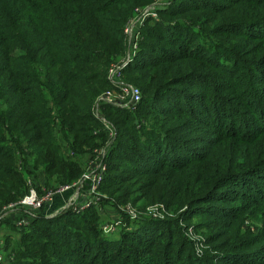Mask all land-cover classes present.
<instances>
[{
  "label": "trees",
  "instance_id": "1",
  "mask_svg": "<svg viewBox=\"0 0 264 264\" xmlns=\"http://www.w3.org/2000/svg\"><path fill=\"white\" fill-rule=\"evenodd\" d=\"M153 1L0 0V217L24 197L16 151L29 148L60 187L82 177L77 157L109 143L99 207L53 219L43 208L22 228L0 220L11 230L0 264H264V0H172L158 10L125 73L142 92L138 110L101 105L113 139L94 107L125 57V24ZM128 204L175 215L130 221ZM106 207L122 221L117 244L102 236ZM184 213L215 218L202 258L181 233ZM247 220L257 233H243Z\"/></svg>",
  "mask_w": 264,
  "mask_h": 264
},
{
  "label": "built area",
  "instance_id": "2",
  "mask_svg": "<svg viewBox=\"0 0 264 264\" xmlns=\"http://www.w3.org/2000/svg\"><path fill=\"white\" fill-rule=\"evenodd\" d=\"M167 7H169L167 3L164 4V2H159L151 6L152 10H149L147 12H144V10L142 9H137L135 11L134 19H132L125 28L127 31V34H125V57L121 61L114 63L110 67L108 71V81L111 85V89L103 93L97 99L94 107V116L105 124L106 128L110 132L111 137H114L115 129L102 115L101 105H108L112 106L115 109L130 112H135L136 110H138L143 100L142 92L137 86L126 81L125 73L130 65L137 59V55L139 53L137 46H139V41L141 40V29L144 27L145 23L148 20H158V10H163ZM134 32V37H132L131 34H133ZM129 40H131L132 42ZM107 154L108 153L106 149L94 151V156L86 166L87 170L82 179L72 186H66L57 190V195H59L81 183L80 189L78 190V194L75 196V198L66 208L59 211L56 215H58L63 210L74 209V211L80 212L87 208H90L92 205H97V207H99L98 205L100 204L101 200L105 198V196H103L99 192V189L107 170V165L105 163ZM86 188L87 191L85 192L84 190ZM53 195L54 193L52 191H42V193H39L38 190L34 191L32 189L29 195L23 197L19 202L5 207L0 220H9L10 218L14 217V222L17 227L22 228L28 226L30 221L36 218L38 211H42L43 208L46 209L51 205V203L53 202ZM80 200L84 201L85 203L79 204L78 202ZM151 212L161 213V210H149L148 217L153 219H165V216H153L151 215ZM20 213L27 214V217L20 218ZM122 213L130 216V221H138L142 218L138 212L133 215L126 206L123 207ZM108 222L110 223L111 228L115 230L113 232H108L107 234L115 233L118 229H120V226L122 225L121 219H118L114 222ZM103 232L106 233L107 231L103 229Z\"/></svg>",
  "mask_w": 264,
  "mask_h": 264
},
{
  "label": "rangeland",
  "instance_id": "3",
  "mask_svg": "<svg viewBox=\"0 0 264 264\" xmlns=\"http://www.w3.org/2000/svg\"><path fill=\"white\" fill-rule=\"evenodd\" d=\"M171 1L172 0H154L151 4H149L147 6H144L143 8H141V7L136 8L134 10L133 16L127 21V23L125 24V26L123 28V38L125 39V34H127V31H126L125 28L128 25V23L132 19H134L135 11L137 9H142V10H144V12H147L149 10H152L151 6H153V5H155V4L159 3V2H164V4L167 3V5L170 6ZM164 9H166V8H164ZM134 34H135V32L133 34H131V36L134 37ZM129 41H131V40H129ZM140 41H139V46H137V49L139 51H140ZM125 53H126V44H124V54ZM138 56H139V53H138L137 57ZM115 137H116V133H115L114 137H111V138L114 139ZM55 140L60 146V153L63 154V150H64V148L66 149V146H64L61 143L60 135H58V136L56 135ZM109 142H110V140H109ZM108 144H107V146H105L103 148L107 149L108 148ZM30 154H31V150L26 147V153H19L18 151H16L14 153V155H13V157H14L13 164L17 168L23 169V172H22L23 177H22V179H23L24 182L26 181L25 182V187L23 189H19V192L24 191V194L22 196L25 197V196L29 195V193H30V191L32 189L34 191H37V190H40V191H52L54 193L53 198H52L53 199V202H52L53 205H54L55 201L58 200L57 201V207H60V206L61 207L58 208V209H52L53 206L51 207V205H50V206H48L45 209L44 213H45V216L47 215L46 218L53 219V218H55L54 215H56L62 209L66 208L70 204V202L75 198V196L78 194V190L80 189L81 183L78 184L77 186L71 188L70 190H67L64 193L59 194V195H57L58 194L57 190H59L60 188H63V187H66V186H72V185L78 183L82 179L83 175L85 174V172L87 170L86 166L89 164V161L91 160V158L94 155L85 156L86 159H81L80 157H77V158H79L81 160V162L83 164V167H84V170H85L83 172L82 177L79 180H77L76 182H74L73 184L57 187L56 179H55L57 173L56 172L52 173L53 176L50 177V175L48 174V172L46 170V166H44V165H37L36 166L34 158ZM81 155L84 156V154H81ZM25 168H26V170H25ZM48 177L51 178V182L49 183V186L47 185ZM22 196H20V197H22ZM141 204L145 205L146 202L143 201ZM126 207L133 215L136 212H138L141 217H148L149 216L148 215L149 210H156V209L161 210V213H159V212H151V215H153V216H165V217H166V215L170 216V217L175 215L173 212H170V211L168 212L166 210L165 206L161 205V204H156V205H153V206H149L145 210H140L139 209L140 206L137 207V206H134L132 204H128ZM105 209L107 211L100 212V215L103 217V220H104V222L106 224V225L104 224L103 227L102 226L101 227L107 231L106 233L104 232L102 234V236L107 238V240L110 243L117 244L121 240V234L118 232L119 229L113 234H107L108 232H113L115 230V229L113 230L111 228V225L108 222L109 215H110V211L109 210H111L113 208H105ZM162 210H164L165 212L162 211ZM63 211H66V210H63ZM184 211L185 210H183V212ZM185 216H187L186 213L181 214V215L178 216V219L180 220V225L179 226H180L181 233L183 232V236L185 238H187L188 240H190L194 244H196V249H195L196 252H195V254H197V256L199 258H202V257H204L205 253H207V251L210 250V246L208 244L207 237L212 234V232L210 231V222L213 221V217H211V216H200V215H196V216H192V217H189V216L185 217ZM105 217H107V218H105ZM117 218H118V216H117ZM117 218H112L109 221L110 222H114V221L118 220ZM237 218H239V215L235 219H237ZM242 218H244V217H242ZM224 220L227 221V222H233V220L228 219V218H226ZM214 221H215V218H214ZM116 223H119V222H116ZM235 227H236V225L234 226V228ZM242 229L241 230L243 231V233H245L244 231H247V230H251L252 232H255V233H257L259 231V228L255 227L251 223L250 220H247L245 222V224L243 225ZM129 230H134V228L132 227ZM10 233H11L10 229L2 228L0 230V238L2 240H5L8 237L7 235H10ZM5 236H6V238H5ZM219 244H222V241ZM0 246H1V243H0ZM4 249L6 250V245H5ZM223 252H224L223 249H219V250L217 249L215 251H210V253H214V254L223 253ZM2 260H4V256L1 254L0 255V262Z\"/></svg>",
  "mask_w": 264,
  "mask_h": 264
},
{
  "label": "crops",
  "instance_id": "4",
  "mask_svg": "<svg viewBox=\"0 0 264 264\" xmlns=\"http://www.w3.org/2000/svg\"><path fill=\"white\" fill-rule=\"evenodd\" d=\"M59 197V196H58ZM57 197V198H58ZM56 198V199H57ZM57 201L58 200H56L55 201V203H54V205H53V203H51V207L53 206V208L52 209H58V208H60V207H57ZM79 204H84L85 202L84 201H82V200H80L79 202H78ZM107 208V207H106ZM105 212V211H107L105 208L101 211V212ZM110 211V215H109V220H111L112 218H117V216H118V214L116 213V212H114V211H111V210H109ZM57 216V215H56ZM117 219H120V216H118V218ZM108 220V221H109Z\"/></svg>",
  "mask_w": 264,
  "mask_h": 264
}]
</instances>
